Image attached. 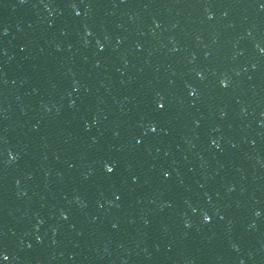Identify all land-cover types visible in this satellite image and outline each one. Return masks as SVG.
<instances>
[{
    "label": "clouds",
    "instance_id": "obj_1",
    "mask_svg": "<svg viewBox=\"0 0 264 264\" xmlns=\"http://www.w3.org/2000/svg\"><path fill=\"white\" fill-rule=\"evenodd\" d=\"M111 169H109V171H110Z\"/></svg>",
    "mask_w": 264,
    "mask_h": 264
}]
</instances>
